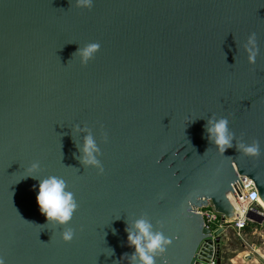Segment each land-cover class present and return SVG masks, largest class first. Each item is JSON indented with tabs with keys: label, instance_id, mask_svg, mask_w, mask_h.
Masks as SVG:
<instances>
[{
	"label": "water",
	"instance_id": "obj_1",
	"mask_svg": "<svg viewBox=\"0 0 264 264\" xmlns=\"http://www.w3.org/2000/svg\"><path fill=\"white\" fill-rule=\"evenodd\" d=\"M221 118L225 153L207 132ZM89 135L102 174L83 163ZM254 142L258 156L238 150ZM52 175L79 205L66 226L47 221L28 177ZM240 175L264 202V0H0L4 264H132L128 230L141 219L172 238L156 264H210L215 249L222 264L224 228L212 233L196 207L232 218Z\"/></svg>",
	"mask_w": 264,
	"mask_h": 264
},
{
	"label": "clouds",
	"instance_id": "obj_2",
	"mask_svg": "<svg viewBox=\"0 0 264 264\" xmlns=\"http://www.w3.org/2000/svg\"><path fill=\"white\" fill-rule=\"evenodd\" d=\"M77 7L91 9L93 0H76ZM99 50V45L88 44L80 51L82 62L87 64ZM249 63L254 64L256 57L259 55L260 49L257 42L256 34L252 33L248 39L247 45ZM228 120L221 118L219 120L208 121L207 132L209 138L222 153L233 147V136L229 134ZM238 150L248 156H258L260 147L258 142L252 144H240ZM97 151L95 141L91 135L85 137L84 142V159L85 165L95 166L99 168L100 174L104 172V168L100 166V162L96 159ZM39 168L38 163L31 165L32 170ZM39 180V191L37 194V203L41 212L46 216L49 223L56 225H68L78 209L79 205L72 191L68 190L67 182L58 176H47L40 178L39 176H28ZM136 231L128 230V240L130 245L135 248V253L131 256L132 264H156V258L165 257L167 247L172 243V238L165 237L163 233L154 232L152 225L146 220H138L135 223ZM75 231L72 228H65L62 232L64 242H71L74 239ZM0 264H4V260L0 258ZM163 264H168L167 259H163Z\"/></svg>",
	"mask_w": 264,
	"mask_h": 264
},
{
	"label": "built area",
	"instance_id": "obj_3",
	"mask_svg": "<svg viewBox=\"0 0 264 264\" xmlns=\"http://www.w3.org/2000/svg\"><path fill=\"white\" fill-rule=\"evenodd\" d=\"M232 187L236 193L235 196L233 191L229 192V195L232 194L234 201V203L231 201L235 211V215L232 218H224L225 216L219 213L211 202L206 206L196 207V212L204 217L205 226L210 228L212 233L222 227L224 228V237L229 230H234L238 238L251 249L244 253V257L250 258L254 254H258L257 256H261L264 259V256L258 252L259 250L255 246L249 245L246 241L247 238H253L255 242L264 244V220L259 222L255 217L248 216L249 212L255 215H264V208L255 182L248 176L240 175ZM215 254L216 249L210 264H217V256Z\"/></svg>",
	"mask_w": 264,
	"mask_h": 264
},
{
	"label": "rangeland",
	"instance_id": "obj_4",
	"mask_svg": "<svg viewBox=\"0 0 264 264\" xmlns=\"http://www.w3.org/2000/svg\"><path fill=\"white\" fill-rule=\"evenodd\" d=\"M246 241L249 245L255 246L258 252L262 256H264V244L257 243L253 238H247ZM248 250H251L249 246H246L243 241L238 238L234 230H229L226 235L225 239L223 237L222 240V250H221V257H222V264H232L230 261L231 257L238 256L241 254L246 253ZM255 257L261 258L257 256L258 254H254ZM253 255V257H254ZM262 263L264 264V259L262 258ZM233 264H242L241 259L237 257Z\"/></svg>",
	"mask_w": 264,
	"mask_h": 264
},
{
	"label": "crops",
	"instance_id": "obj_5",
	"mask_svg": "<svg viewBox=\"0 0 264 264\" xmlns=\"http://www.w3.org/2000/svg\"><path fill=\"white\" fill-rule=\"evenodd\" d=\"M224 239H225V236H224ZM239 257L241 259V263L242 264H263L262 263V257L261 258H258V257H250V258H247V257H244V254H241V255H238V256H234V257H231L230 258V261L232 262L233 264V261ZM223 262V261H222Z\"/></svg>",
	"mask_w": 264,
	"mask_h": 264
},
{
	"label": "bare ground",
	"instance_id": "obj_6",
	"mask_svg": "<svg viewBox=\"0 0 264 264\" xmlns=\"http://www.w3.org/2000/svg\"><path fill=\"white\" fill-rule=\"evenodd\" d=\"M229 197H230V200L234 203L232 194H230ZM261 202H262V205H263V208H264V202H263V200H261Z\"/></svg>",
	"mask_w": 264,
	"mask_h": 264
}]
</instances>
